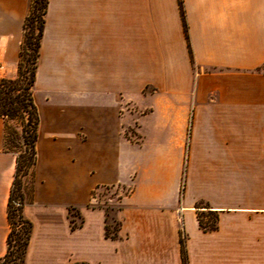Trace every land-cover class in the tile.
Wrapping results in <instances>:
<instances>
[{
  "label": "crops",
  "instance_id": "obj_1",
  "mask_svg": "<svg viewBox=\"0 0 264 264\" xmlns=\"http://www.w3.org/2000/svg\"><path fill=\"white\" fill-rule=\"evenodd\" d=\"M182 5L192 58L177 0H48L23 264H182L180 237L187 264H264V0ZM29 6L0 0L3 79ZM5 136L0 117V257L16 164ZM105 186L126 190L116 239L87 206ZM213 214L203 230L198 215Z\"/></svg>",
  "mask_w": 264,
  "mask_h": 264
},
{
  "label": "trees",
  "instance_id": "obj_2",
  "mask_svg": "<svg viewBox=\"0 0 264 264\" xmlns=\"http://www.w3.org/2000/svg\"><path fill=\"white\" fill-rule=\"evenodd\" d=\"M177 1L189 54L192 58L182 0ZM47 4L48 0H30L28 13L22 24L23 38L19 50L17 75L13 79H2L0 81V117L4 119L8 116H18L21 122H23L22 137L29 152L27 162L24 166L26 171L28 170L31 180L33 167L36 161L35 143L37 140L39 123L38 110L33 99V85L37 68L40 40L44 29ZM262 70H264V65L255 69V71ZM19 171L20 163L16 158L14 177L6 207V218L9 226V231L6 237V251L4 255L0 257V264H23L30 240L32 225L22 213V208L25 203V195L22 183L19 179ZM93 195L94 191H92V196ZM14 202L18 203V205L15 206L13 204ZM87 206L95 208V206L91 204H88ZM119 208L120 207L118 206L116 211L119 210ZM68 214L70 217L71 229L80 226L81 221L79 224H76L74 221V217L78 216V211L75 207H69ZM197 218L198 224L203 230H214L216 228V216L214 214L209 216L205 222L199 215ZM112 222L113 225L109 226L105 217L104 236L106 238L116 239L119 237V221L116 218H112ZM179 242L181 263L187 264L182 237H180Z\"/></svg>",
  "mask_w": 264,
  "mask_h": 264
},
{
  "label": "rangeland",
  "instance_id": "obj_3",
  "mask_svg": "<svg viewBox=\"0 0 264 264\" xmlns=\"http://www.w3.org/2000/svg\"><path fill=\"white\" fill-rule=\"evenodd\" d=\"M264 72V70H262ZM147 91H150L149 89ZM25 117V115H24ZM5 121V146L6 149L15 154L16 158L20 163L19 179L22 183L23 192L28 193L30 187V175L28 170L25 169L29 152L27 145L23 141V122H21L18 116H8L4 118ZM129 132V131H128ZM126 190L119 186H105L94 190L92 196L95 200H92L91 205L95 207H102L106 214L107 224L113 225L112 218H116L115 212L117 207L120 205L119 199ZM75 223L79 221L78 217H74Z\"/></svg>",
  "mask_w": 264,
  "mask_h": 264
},
{
  "label": "built area",
  "instance_id": "obj_4",
  "mask_svg": "<svg viewBox=\"0 0 264 264\" xmlns=\"http://www.w3.org/2000/svg\"><path fill=\"white\" fill-rule=\"evenodd\" d=\"M3 78L2 77H0V81L2 80ZM15 206H17L18 205V203H13Z\"/></svg>",
  "mask_w": 264,
  "mask_h": 264
}]
</instances>
